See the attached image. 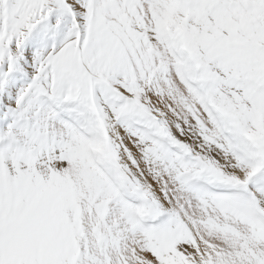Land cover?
I'll return each instance as SVG.
<instances>
[{
    "label": "snow or ice",
    "instance_id": "obj_1",
    "mask_svg": "<svg viewBox=\"0 0 264 264\" xmlns=\"http://www.w3.org/2000/svg\"><path fill=\"white\" fill-rule=\"evenodd\" d=\"M0 264H264V0H0Z\"/></svg>",
    "mask_w": 264,
    "mask_h": 264
}]
</instances>
